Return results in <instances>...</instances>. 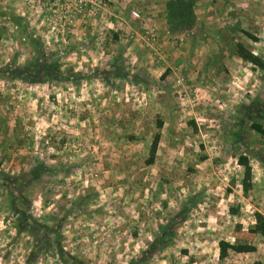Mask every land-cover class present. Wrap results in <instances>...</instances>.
Masks as SVG:
<instances>
[{"label": "rangeland", "instance_id": "1", "mask_svg": "<svg viewBox=\"0 0 264 264\" xmlns=\"http://www.w3.org/2000/svg\"><path fill=\"white\" fill-rule=\"evenodd\" d=\"M40 1L3 0L2 5L0 0V264H264V239L249 233L255 213L264 214L263 73L244 62L234 88L242 99L232 106L211 102L204 120L192 119L190 128L191 117H183L180 156L172 171H141L155 161L145 157L147 142L142 141L131 147L141 153L137 160L94 157L91 109L79 108L80 94L64 88L83 74L77 46L65 42L69 34L39 29ZM187 1L194 6V0ZM258 4L264 7V0ZM190 23L191 16L174 31ZM42 62L58 64L56 72H47L56 81L19 78L34 75ZM91 71L98 70L90 67L84 74ZM88 80L78 84H91ZM80 128L84 132L77 134ZM241 155L253 168V188L247 193ZM10 189L16 191L14 198ZM166 229V241L155 245ZM237 239L258 251L231 252L221 260L219 242Z\"/></svg>", "mask_w": 264, "mask_h": 264}, {"label": "crops", "instance_id": "2", "mask_svg": "<svg viewBox=\"0 0 264 264\" xmlns=\"http://www.w3.org/2000/svg\"><path fill=\"white\" fill-rule=\"evenodd\" d=\"M109 1L107 13L78 21L76 29L64 38L66 43L74 41L78 50L76 62L83 69L81 76L77 74L76 83L69 81L64 88L80 94L79 108L91 109L94 157L117 155L122 160L127 157L137 160L141 153L131 151V147L142 141L147 142L145 157L157 161L145 165L146 170L141 171L154 173V168L159 172L172 171L176 166L174 160L180 156L178 143L183 117H191L192 123L187 126L190 128L194 126L192 119L204 120L211 102L218 99L232 106L238 97L242 99L243 93L234 88L240 82L239 75H243L244 62L253 66L254 73L264 75V69L245 59L238 48L242 45L260 57L264 7L259 6V0L251 4L242 0H194L191 13H187L191 16L190 25L175 32L167 13L171 0ZM134 9L141 11L142 22L131 19ZM39 20H36L39 29L45 28L43 19ZM153 29L158 36L160 56L144 40L145 33ZM247 45L258 48L250 50ZM122 66L125 72L121 71ZM90 67L98 71L85 75ZM115 68L117 72L106 76L105 81L103 70ZM180 76L188 82L191 99L187 103H181L174 94V83ZM81 79H89L91 84H78ZM256 85L255 91L260 88ZM62 97L68 103V98ZM130 127L136 136L131 135ZM80 131L84 132L80 128L77 134ZM156 139L158 144L152 153ZM139 167L136 171H140ZM168 185L173 187L171 182Z\"/></svg>", "mask_w": 264, "mask_h": 264}, {"label": "trees", "instance_id": "3", "mask_svg": "<svg viewBox=\"0 0 264 264\" xmlns=\"http://www.w3.org/2000/svg\"><path fill=\"white\" fill-rule=\"evenodd\" d=\"M191 2L192 1L188 2L187 0H171L168 2V5H167L168 19H169V23L173 25V31L179 28L183 24L184 22L183 20L185 19V17L189 16L187 13H188V7L189 6L192 7L193 2L192 3ZM188 18L190 19V16ZM249 37L256 40V38H253L252 36H249ZM238 48L241 52V55L245 59L257 65L258 67L264 69V63L259 57L255 56L253 53H251L249 50H247L242 45H238ZM57 69H58L57 63L48 65L47 63L42 62L41 66H37V68H33L32 71L35 73L34 75L29 74V76H27L26 78L21 75L19 76V78L27 79V80L29 79L30 83H37V84L49 83L52 81H56V78L54 77L47 78L48 77L47 72L48 71L56 72ZM20 71L21 70H19V72ZM41 71H44L43 75L39 74ZM36 74L38 75L36 76ZM101 75H104V74H101ZM106 76L107 75H104V77L102 76L105 81L108 80L107 78L108 76L107 77ZM253 129H255L257 132L261 134L263 133V130L260 125L254 124ZM157 144H158V139H156L153 144L152 153H154L157 147ZM238 163L240 166L244 167V178L242 181V186H243V191L247 193L251 191L253 188V184H252L253 168L250 164L249 157L247 156L241 155L238 158ZM9 192L11 193V197L14 198V195H15L14 192L16 191H13L12 189H10ZM230 211L232 215H239L240 213L239 210H235L233 208H231ZM58 233H60V231H57V234ZM249 233L253 235H259L264 239V214L260 212L255 213V223L249 228ZM168 235H169V229H166L165 232H163L158 238H156L155 245L162 244L163 242H165ZM58 239L60 241L61 237H59ZM60 249L62 248L60 247ZM257 251H258V248L255 245L251 244L246 239H237L234 243L226 241V240H221L219 242V258L221 260L226 259L231 252L233 253H256Z\"/></svg>", "mask_w": 264, "mask_h": 264}, {"label": "built area", "instance_id": "4", "mask_svg": "<svg viewBox=\"0 0 264 264\" xmlns=\"http://www.w3.org/2000/svg\"><path fill=\"white\" fill-rule=\"evenodd\" d=\"M109 0H41L42 17L48 33L61 35L62 37L72 33L78 21L87 18H98L109 10ZM109 14V13H108ZM131 19L143 21L140 10L131 11ZM145 42L151 46L154 53L160 56L156 29L149 31L144 36ZM174 94L181 103H187L191 94L186 86L185 79L179 77L174 83Z\"/></svg>", "mask_w": 264, "mask_h": 264}]
</instances>
